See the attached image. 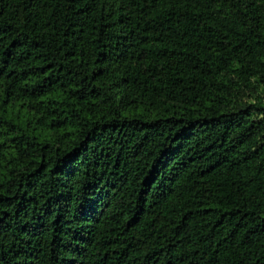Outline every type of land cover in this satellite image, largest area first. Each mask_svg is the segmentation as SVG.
Returning <instances> with one entry per match:
<instances>
[{
	"label": "trees",
	"instance_id": "trees-1",
	"mask_svg": "<svg viewBox=\"0 0 264 264\" xmlns=\"http://www.w3.org/2000/svg\"><path fill=\"white\" fill-rule=\"evenodd\" d=\"M0 264H264V0H0Z\"/></svg>",
	"mask_w": 264,
	"mask_h": 264
}]
</instances>
